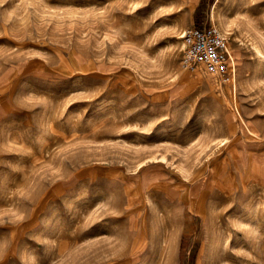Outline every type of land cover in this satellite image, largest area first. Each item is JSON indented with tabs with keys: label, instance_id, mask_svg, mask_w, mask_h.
<instances>
[{
	"label": "rangeland",
	"instance_id": "obj_1",
	"mask_svg": "<svg viewBox=\"0 0 264 264\" xmlns=\"http://www.w3.org/2000/svg\"><path fill=\"white\" fill-rule=\"evenodd\" d=\"M263 52L264 0H0V264H264Z\"/></svg>",
	"mask_w": 264,
	"mask_h": 264
},
{
	"label": "built area",
	"instance_id": "obj_2",
	"mask_svg": "<svg viewBox=\"0 0 264 264\" xmlns=\"http://www.w3.org/2000/svg\"><path fill=\"white\" fill-rule=\"evenodd\" d=\"M182 67L200 71L223 83L233 84L236 77V59L229 37L217 26H194L182 35Z\"/></svg>",
	"mask_w": 264,
	"mask_h": 264
},
{
	"label": "bare ground",
	"instance_id": "obj_3",
	"mask_svg": "<svg viewBox=\"0 0 264 264\" xmlns=\"http://www.w3.org/2000/svg\"><path fill=\"white\" fill-rule=\"evenodd\" d=\"M214 16H216V14L214 13L213 14V18H214ZM219 17L217 16V20H218V25H219V27L222 29V30H225V28H226V25H227V23H225L224 21H220L219 19H218ZM182 35H183V32L181 33V38H182ZM261 53V52H260ZM264 53V52H263ZM201 76V74H199L198 76H196V79H197V81L199 82L201 79L200 78H198V77H200ZM209 80V84L212 86V88H213V90H214V88H220V87H218L219 86V80L217 79V78H209L208 79ZM223 83V82H222ZM218 92V91H217ZM256 138V137H255ZM236 158V157H235ZM237 159V158H236ZM238 165V164H237ZM230 168V167H229ZM252 168V167H251ZM244 169V168H243ZM227 170V169H226ZM224 171V170H223ZM225 173V172H224ZM241 173V172H240ZM242 182V181H241ZM160 183V182H159ZM153 185V184H152ZM219 186V185H218ZM221 188V187H220ZM132 254V253H131Z\"/></svg>",
	"mask_w": 264,
	"mask_h": 264
}]
</instances>
